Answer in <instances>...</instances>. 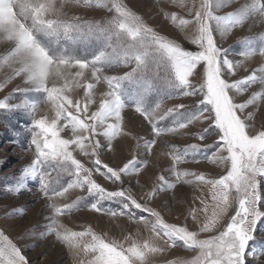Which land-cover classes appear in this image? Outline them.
Returning <instances> with one entry per match:
<instances>
[{
    "label": "snow or ice",
    "instance_id": "snow-or-ice-1",
    "mask_svg": "<svg viewBox=\"0 0 264 264\" xmlns=\"http://www.w3.org/2000/svg\"><path fill=\"white\" fill-rule=\"evenodd\" d=\"M169 3L187 10L189 18L175 11L163 15L185 33L193 50L158 33L124 0H0V91L20 81L0 98V111H20L29 118L22 130H12L13 143L33 151L31 162L4 190L21 195L32 191L30 182L35 184L37 198L51 210L39 237L54 234L69 249L73 264H153L155 255L172 249L191 255L167 264H264V243H254L258 226L264 227V63L236 79L243 62L230 59L229 48L223 47L234 29L249 21L264 22V0ZM71 5L110 15L99 22L83 20L68 15ZM240 43L238 55L245 60L257 54L264 58V33ZM121 68V74H106ZM97 85L106 86L98 101ZM254 85L259 90L249 92ZM76 89H83L82 100L72 98ZM239 94H247L243 102L236 100ZM14 98L19 102L10 103ZM41 105L53 115L37 117ZM129 108L141 118L143 136L128 129ZM195 126L201 130L194 132ZM65 132L70 135H61ZM25 134L30 136L26 145L20 143ZM170 136L199 142L181 147ZM122 143L132 150L131 157L115 167L105 163L103 154L117 151ZM161 145L160 154L171 163L154 174L148 191L134 194L131 184L148 176V157ZM77 154L88 157L91 166ZM201 160L224 169L223 174L217 178L178 167ZM99 177L119 187L110 189ZM147 185L145 179L141 187ZM178 185H194L199 191L185 202L186 210L179 205L176 220L169 222L171 203L150 205L161 193L174 196ZM77 189L86 195L59 202ZM82 208L121 227L122 240L91 227L73 231L61 222L60 217ZM24 214L23 208L5 213ZM122 220L137 232L123 227ZM141 226L148 238L141 237ZM0 264H31L23 247L3 229Z\"/></svg>",
    "mask_w": 264,
    "mask_h": 264
},
{
    "label": "rangeland",
    "instance_id": "rangeland-1",
    "mask_svg": "<svg viewBox=\"0 0 264 264\" xmlns=\"http://www.w3.org/2000/svg\"><path fill=\"white\" fill-rule=\"evenodd\" d=\"M241 2H243V0H241ZM124 3L132 11L142 16L144 20L161 35L176 40L188 50L194 49V46L191 45L185 33L174 26L171 21L166 19L163 15V12L175 11L183 18H189L186 9L176 8L169 3V0H124ZM66 11L68 12L69 16L75 15L79 16L83 20H91L96 22H99L102 20V18L110 15V13L103 9L84 8L79 5L68 6L66 8ZM261 33H264V22L257 21L256 23H253L252 21H249L243 28L234 29L232 33L224 39L223 47L229 48V58L233 59L234 61L239 60L243 62L242 66L237 70L234 78H243L244 76L249 75L253 69L259 67L261 63H264V58H261L257 54L256 56H253L251 58L252 60L248 59L249 61H252L248 62L250 64L244 65V63L248 60H245L243 57L238 55V53L243 48V45L240 43L243 38L255 37ZM2 48L3 44H0V49ZM124 70L125 69L122 68L107 70L106 74H121ZM3 78V72H0V81H2ZM18 83H20V81L16 80L13 83L9 84L2 91H0V98H3L11 93L13 88ZM102 89H106V86H96L97 101L99 100V93ZM253 90H259V86L254 85L253 88L249 89V92ZM78 94L79 98L74 99L82 100L83 89H79ZM18 96L19 94H17V97ZM246 97L247 94H239L236 96V100L238 102H243ZM182 99L184 103H190V98ZM18 102V98H14L10 101V103ZM177 102L180 101L178 99L167 100L163 104V107H170ZM42 106L43 105H41V107ZM95 108L96 105H92L90 111H94ZM36 115L37 117L40 116L38 112L36 113ZM140 119L141 118L138 117V114H135L132 109L129 108L125 110V122L128 129H130L134 135L138 134L140 136H143L146 129L141 125ZM29 124L30 120L23 112L0 111V229H3L5 231V234L13 239V241L17 243L18 246L23 247L25 255L29 258L31 264H73V258L69 249L62 242L58 241L55 238L54 234L45 235L43 238L39 237V233L44 232L47 227L48 221L46 217L50 215L51 210L45 207L47 202L44 199L37 198L39 194L37 192V187L35 186V184L33 182H30L29 187L32 191L25 192L21 195L7 194L4 190L6 185L13 183L14 180L18 178V176L20 175V170L25 165L30 163L33 158V151H25L22 147L18 146L16 143H13L12 130L15 129L20 131ZM200 130L201 126H195L193 128L194 132H198ZM61 135L67 137L68 133H61ZM28 139H30V136L25 134L20 138V143L26 145ZM168 139L171 143H175L176 145L181 147L187 143L199 142L185 136H170L168 137ZM132 143L134 145L135 141H133ZM162 147L164 146H158L154 150L153 154L148 157L151 162V169L148 172V176H142L139 183L133 182L131 184L134 194L140 195L143 192L148 191L152 184L155 182L154 174H160L161 166L163 165L166 167L171 163L168 156L160 154ZM140 151L141 153H143V149H141ZM118 154L120 156L116 157V155ZM131 154L132 150L129 148L128 144L123 143L117 151L105 152L102 156V160L105 163H109L110 166L115 167L117 165H120L122 161H126L127 158H130ZM77 158L81 159L86 166H91L88 157L77 154ZM208 166V169H204V167ZM178 167L181 169H187L189 171L204 172L206 175L217 176V178L218 174H223L224 172V169L218 168L215 165H212L203 160L199 162L182 163ZM164 174L166 176L168 175L167 172H165ZM145 179H148V185L142 188L141 185L144 184ZM98 182L102 183L104 186L110 189L119 187V185H112L109 182L104 181L102 177L98 178ZM128 186L129 184L126 180L124 187ZM32 193H36V195H33ZM190 193L191 185H178L177 189L175 190L174 196L165 198L164 194L161 193L150 206H158L162 203L165 207H167L171 203L173 212L171 215H167L166 219H168L169 222H174L176 220L178 212L181 210L179 205L184 204V210H186L187 204H185V202H191L193 200V198L189 195ZM83 195H86V193H81L78 189L70 190V192L66 194V198H60L59 202L61 204L71 203L76 199L77 196ZM106 206H108L107 203ZM195 207H200L198 202L196 203ZM17 208H23L25 214L23 216L15 217L5 215V213L12 212ZM87 213L93 212L82 208L79 211L64 215L63 217H71L72 224L68 228L73 231H84L88 227H91L98 234L107 233V235L112 239L122 240L121 227L119 229V234L114 233L110 228L105 227V224L108 223L107 218L101 219L96 213L94 214L96 215V219L100 222L101 226H96V224L94 223H86L85 220L87 219V216H84V214ZM180 221L183 222L182 216L180 217ZM120 223L123 227L129 229L130 231H132V227H136L135 225L126 224L125 221ZM103 225L104 229L102 228ZM140 228L141 237L148 238L149 233L146 230H143L142 226ZM258 228L259 230L255 234L254 243L262 244L264 243V227L258 226ZM132 232L136 233L137 231ZM123 234L127 235V232L125 231ZM208 235L209 234H201V238H206ZM174 251H176V253L178 252V255L171 257L170 254ZM190 255L191 254L184 252L182 249H172L166 253L157 254L152 259L153 264H167V261L169 260H175L181 257L190 258ZM261 260L264 261V257H262Z\"/></svg>",
    "mask_w": 264,
    "mask_h": 264
},
{
    "label": "bare ground",
    "instance_id": "bare-ground-1",
    "mask_svg": "<svg viewBox=\"0 0 264 264\" xmlns=\"http://www.w3.org/2000/svg\"><path fill=\"white\" fill-rule=\"evenodd\" d=\"M0 44H2V43H0ZM252 60V59H251ZM250 60V61H251ZM249 60L247 61V62H245L244 63V65H246V64H250V63H248V62H250ZM254 61V60H253ZM252 62V61H251ZM78 91H79V89H76L73 93H71V95H72V98L74 99V98H79V94H78ZM47 112V106L46 105H43L42 107H41V110L40 111H38V114L39 115H43V114H45ZM47 114L49 115V117H51L53 114L52 113H50V112H47ZM68 135H69V133H68ZM123 144V143H122ZM120 155L118 154V155H116V157H119ZM209 168V166L208 167H204V169H208ZM201 169H202V167H201ZM144 177V176H143ZM199 191V189H197L196 188V186H194V185H191V193L189 194L190 195V197H192L193 198V196H194V194H196V192H198ZM189 198V197H188ZM87 216V219L85 220V222L86 223H90V224H96V226H101V224H100V222L96 219V215L94 214V213H87V214H84V216ZM99 217V216H98ZM60 220H61V222L66 226V227H70L71 226V217L69 218V217H60ZM108 220V219H107ZM121 222H124V220H122ZM104 227V225L102 226V228ZM105 227H108V228H110L114 233H116V234H119V232H120V227H116V226H114L113 224H110L109 223V221H108V223L107 224H105ZM100 228V227H99ZM104 229V228H103ZM143 229V228H142ZM132 231H137V228L136 227H132ZM139 231H141V228L139 229ZM175 252V253H174ZM174 252H171V254H170V256L172 257V256H176V255H178V252L176 253V251H174Z\"/></svg>",
    "mask_w": 264,
    "mask_h": 264
}]
</instances>
